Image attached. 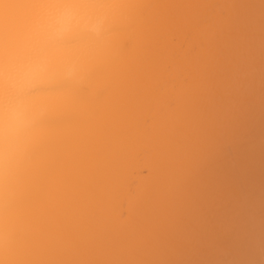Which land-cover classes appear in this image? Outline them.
<instances>
[{
  "label": "bare ground",
  "instance_id": "6f19581e",
  "mask_svg": "<svg viewBox=\"0 0 264 264\" xmlns=\"http://www.w3.org/2000/svg\"><path fill=\"white\" fill-rule=\"evenodd\" d=\"M29 15L0 0V28ZM45 16L0 79L14 258L264 264V0Z\"/></svg>",
  "mask_w": 264,
  "mask_h": 264
},
{
  "label": "snow or ice",
  "instance_id": "6c2138e0",
  "mask_svg": "<svg viewBox=\"0 0 264 264\" xmlns=\"http://www.w3.org/2000/svg\"><path fill=\"white\" fill-rule=\"evenodd\" d=\"M18 2L29 10L30 15L16 30L0 28V79L9 76L20 59L29 55L24 44V37L31 33L37 23L46 18L45 13L66 7L88 9L103 5L126 12L131 18L146 4V0H18ZM75 35L70 33L61 36L56 43L67 46L73 42ZM0 230L3 231V244L0 246V257L3 258L0 259V264H38L35 261L14 258L18 237L2 221H0Z\"/></svg>",
  "mask_w": 264,
  "mask_h": 264
},
{
  "label": "clouds",
  "instance_id": "9594fccd",
  "mask_svg": "<svg viewBox=\"0 0 264 264\" xmlns=\"http://www.w3.org/2000/svg\"><path fill=\"white\" fill-rule=\"evenodd\" d=\"M8 162H9V153H8V151H6L5 154H4V166H5V170L7 169Z\"/></svg>",
  "mask_w": 264,
  "mask_h": 264
}]
</instances>
